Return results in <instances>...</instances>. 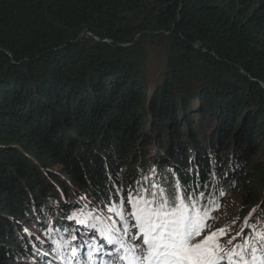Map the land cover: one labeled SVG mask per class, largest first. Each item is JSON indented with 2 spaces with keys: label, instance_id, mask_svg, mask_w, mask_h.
<instances>
[{
  "label": "trees",
  "instance_id": "obj_1",
  "mask_svg": "<svg viewBox=\"0 0 264 264\" xmlns=\"http://www.w3.org/2000/svg\"><path fill=\"white\" fill-rule=\"evenodd\" d=\"M177 182L261 204L243 230H264V0H0V264L54 262L118 196Z\"/></svg>",
  "mask_w": 264,
  "mask_h": 264
},
{
  "label": "snow or ice",
  "instance_id": "obj_2",
  "mask_svg": "<svg viewBox=\"0 0 264 264\" xmlns=\"http://www.w3.org/2000/svg\"><path fill=\"white\" fill-rule=\"evenodd\" d=\"M151 189H129L126 197L118 196V203L108 208L113 216L94 218L101 224L98 231L106 245L95 238L81 245L87 248L90 264H264V255L257 254L264 252V232L255 225L251 237L243 229L231 235L228 225L214 227L216 217L212 213L221 205L209 201V206H204L203 191L181 189L179 182L171 197L157 183ZM259 207L253 209V214ZM71 218L75 219L76 214ZM91 218L89 213L88 218L77 222L87 224ZM90 227L96 229L97 224ZM77 251L72 248L73 257ZM60 258L65 259L63 255Z\"/></svg>",
  "mask_w": 264,
  "mask_h": 264
},
{
  "label": "rangeland",
  "instance_id": "obj_3",
  "mask_svg": "<svg viewBox=\"0 0 264 264\" xmlns=\"http://www.w3.org/2000/svg\"><path fill=\"white\" fill-rule=\"evenodd\" d=\"M88 36L91 37L93 35L88 34ZM152 39H153V44L148 45V50H149L150 55L148 56V59L146 60L145 69L151 76L157 77V76H160L165 70L166 57L163 53L159 52V50L156 49L159 44L158 41H160V37L159 38L153 37ZM221 200H222L221 209L217 213L216 220L214 222V227L220 228L225 225H228L230 226V229H231V232H230L231 235H235L237 232L241 231V229H244L243 224L245 221L249 219L251 213L253 212V209L261 205V204L255 205L253 209L250 210L248 213H244V211L240 208L241 202L235 199L234 197H230V196L224 197L223 196ZM76 212L77 211L73 210V213H76ZM233 221L235 223H233ZM35 230L36 229H32L30 231L28 228H25L24 231L27 234V236H31L32 235L31 232H35ZM252 230L253 228L251 226L250 231ZM73 247H75V245H71V250H70L71 256L73 255L72 254ZM258 255H264V254L261 253ZM58 258L60 259V263H52L44 258L39 259L35 257V259H32L30 257H26V258H17L15 260L8 261L6 264H66L65 263L66 259H63L64 262H61L62 259L60 257ZM86 258H87L86 255H81L80 251L79 250L77 251L75 260L80 259L79 264H83V261L90 263L89 261L86 260ZM70 263H71V260H70Z\"/></svg>",
  "mask_w": 264,
  "mask_h": 264
},
{
  "label": "built area",
  "instance_id": "obj_4",
  "mask_svg": "<svg viewBox=\"0 0 264 264\" xmlns=\"http://www.w3.org/2000/svg\"><path fill=\"white\" fill-rule=\"evenodd\" d=\"M95 39H98L97 37H94Z\"/></svg>",
  "mask_w": 264,
  "mask_h": 264
}]
</instances>
